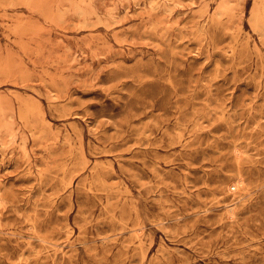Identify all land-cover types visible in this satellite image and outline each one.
<instances>
[{
  "label": "rangeland",
  "instance_id": "374dc122",
  "mask_svg": "<svg viewBox=\"0 0 264 264\" xmlns=\"http://www.w3.org/2000/svg\"><path fill=\"white\" fill-rule=\"evenodd\" d=\"M262 5L0 0V264H264Z\"/></svg>",
  "mask_w": 264,
  "mask_h": 264
},
{
  "label": "bare ground",
  "instance_id": "6f19581e",
  "mask_svg": "<svg viewBox=\"0 0 264 264\" xmlns=\"http://www.w3.org/2000/svg\"><path fill=\"white\" fill-rule=\"evenodd\" d=\"M262 6H264V5H262ZM258 7V6H257ZM262 9H264V8H262ZM256 11H257V8H256ZM262 12H264V11H262ZM254 13V12H253ZM252 13V14H253ZM258 13V12H257ZM256 13V14H257ZM218 15V14H217ZM253 17V16H252ZM254 19H257V21H259V22H261L262 24H264V14H261V15H259L257 18L255 17ZM256 21V20H255ZM260 25V24H259ZM262 26H264V25H262ZM260 27V26H259ZM260 29V28H259ZM262 31H264V30H262ZM260 32V31H259ZM235 42V41H234ZM232 52V51H231ZM236 112V111H235ZM240 180V179H239Z\"/></svg>",
  "mask_w": 264,
  "mask_h": 264
}]
</instances>
